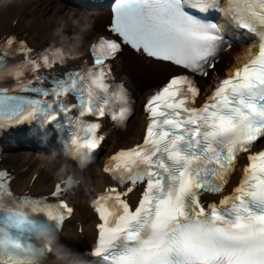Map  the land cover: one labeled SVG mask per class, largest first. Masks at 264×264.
<instances>
[{"label": "snow or ice", "instance_id": "obj_1", "mask_svg": "<svg viewBox=\"0 0 264 264\" xmlns=\"http://www.w3.org/2000/svg\"><path fill=\"white\" fill-rule=\"evenodd\" d=\"M213 12H226L237 30L258 37V51L230 75L217 76L197 106V78L214 72L234 42L210 18ZM107 32L90 46L91 65L51 79L40 73L57 62L47 52L33 56L15 37L0 42V81L15 82L0 85V130L27 123L46 136L75 123L86 133L85 155L103 139L100 119L128 113L126 90L112 91L109 81V62L125 46L181 70L147 97L143 142L113 154L103 169L115 183L93 201L100 222L88 264H264V146L253 151L264 140V0H226L224 7L221 0H116ZM13 50L23 60L9 63ZM113 101L120 106L110 113ZM242 154L248 163L225 195ZM11 182L0 170V233L9 228L0 237V264H23L36 252L31 233L58 231L73 208L60 198L61 184L48 202L17 197ZM140 186L133 207L128 197ZM205 193L218 195V203L205 204Z\"/></svg>", "mask_w": 264, "mask_h": 264}, {"label": "bare ground", "instance_id": "obj_2", "mask_svg": "<svg viewBox=\"0 0 264 264\" xmlns=\"http://www.w3.org/2000/svg\"><path fill=\"white\" fill-rule=\"evenodd\" d=\"M29 0H21V6L24 7L26 5V3ZM47 6H43L38 10L35 11L33 10L32 14L28 16V18L32 19L34 18L35 21L38 23L39 27L35 28V30H33V34H36V31H40L43 29H47L48 27L51 28V30H56L57 32H60L62 34H73V29L76 26V23L74 20L77 19L78 14L74 11V10H70L67 13H65L64 11L57 9V4L52 2V1H47L46 3ZM21 8L17 7L15 9L10 8L9 10H7L3 17L8 19V22H10L18 12H20ZM57 10H60L57 13ZM108 14V12L106 13V9H101L99 10L97 13H95L93 15L94 20L97 22V19L102 18L103 16H106ZM94 22V21H93ZM95 24V22H94ZM78 32V34L80 36H82L83 38H89L90 34H91V30L88 31H84L81 28H77L74 30V32ZM75 36V35H74ZM247 49V45L244 44L240 47V52L244 51ZM128 57L130 56L128 53L126 54ZM245 59V58H244ZM240 60L235 62V65H237V63ZM126 70H128V68L124 67ZM164 76V72L163 70H157V69H152L151 67L148 68L144 73H141L139 75H137V79H134L133 74H130V78L131 81L134 84H137L139 82L140 85H138V88H142L144 87L145 89L151 87V86H155L158 83H160L163 79ZM131 133V132H130ZM132 134V133H131ZM126 139L125 134H123L121 136V139L117 142H115L113 144V146H116L117 144H119L120 142H122V140ZM33 158H29L26 161H30ZM91 173L94 176V182L96 184H99L101 179H102V174L100 169L97 166L92 167V171ZM56 179V176H54L52 173L50 172H46L43 177H41L38 181H37V185L38 187H41L43 185V182H50L53 183ZM75 202H76V215L80 216L83 219H87L89 220L91 218V215L89 213V208L85 203V198H83V192L79 191L75 197ZM87 231L88 234L90 233V228H91V224L88 223L87 225ZM63 236L69 238L71 244H72V248H74L75 250H81V248L83 247V245L85 244V240L72 232L71 229H68L67 231L62 233ZM67 255L64 256H60L55 262H53L54 264H63L65 262V260L67 259ZM52 263V264H53Z\"/></svg>", "mask_w": 264, "mask_h": 264}]
</instances>
